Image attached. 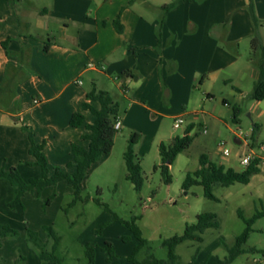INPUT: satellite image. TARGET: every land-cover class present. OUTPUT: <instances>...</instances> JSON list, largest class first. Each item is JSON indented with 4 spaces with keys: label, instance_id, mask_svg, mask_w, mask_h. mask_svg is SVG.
<instances>
[{
    "label": "crops",
    "instance_id": "crops-1",
    "mask_svg": "<svg viewBox=\"0 0 264 264\" xmlns=\"http://www.w3.org/2000/svg\"><path fill=\"white\" fill-rule=\"evenodd\" d=\"M38 1L18 9L15 0H0V167L15 166L21 174L29 172L28 166L37 168L22 128L28 125L44 144L49 166L54 161L74 171L72 144L88 146L82 136L94 121L83 103L99 106L87 99L93 86L110 92L120 112L122 99L130 101L124 118L119 114L120 128H133V115L142 108L151 111L152 104L162 102L165 87L173 94L180 81L186 88L192 79L201 88L223 81L232 97L224 96L223 103L233 107L251 96L259 78L251 58V0H179L167 13L163 6L174 0ZM253 3L264 41V0ZM35 30L50 40L35 39ZM7 39L9 53L3 45ZM203 93L215 96L211 89ZM252 100L251 109L262 117L264 99ZM77 111L84 114V122L72 126ZM179 115L189 117L186 129L192 126L193 131L197 112L171 117ZM259 126L257 140L264 128ZM242 137L234 135V141L249 148ZM221 159L230 166L229 157Z\"/></svg>",
    "mask_w": 264,
    "mask_h": 264
},
{
    "label": "rangeland",
    "instance_id": "rangeland-1",
    "mask_svg": "<svg viewBox=\"0 0 264 264\" xmlns=\"http://www.w3.org/2000/svg\"><path fill=\"white\" fill-rule=\"evenodd\" d=\"M15 2L19 9L39 4L40 1ZM39 34L41 32L35 30L33 37L45 42L50 40L47 35ZM177 85L179 88L173 94L169 87H165L162 102L152 104L151 111L146 112L142 108L133 115L132 123L136 127L125 125L118 130L112 152L93 163L80 185V198L73 205V188L67 180H62L45 187L40 195L27 192L22 203L11 206L15 197L14 187L8 179L0 177V222L17 231L16 235L0 237V264H58L41 257V251L51 253L54 244L45 226H52L61 237L55 254L63 259V264H134L147 258L167 259L168 247L163 241L174 235H182L186 227L195 223L198 214L203 212L216 213L220 226L206 229L202 234L203 241L186 240L180 243L176 247L178 263L225 264L230 248L246 227L239 210L247 218L264 210V160L260 172L254 174L250 182L215 185L214 193L218 199L207 197L201 184L184 187L183 183L187 174L199 167L202 154H207L213 162H224L220 155V141H226L231 150L228 155L229 167H241L238 152L243 155L251 150L234 141L235 132L242 129L243 134L248 133L249 136L255 123L264 125V115L257 118L259 111L251 109L254 102L250 96L239 105L240 120L234 121L233 107L225 105L222 100L224 96L232 99L229 94L231 88L229 85L225 87L223 81L205 85V89L214 92L212 98L203 93L205 89L201 88L199 80H189L187 88L183 81ZM191 92L193 99L189 100ZM122 102L120 113L124 118L130 101L122 99ZM190 110H195L198 115L195 128L191 131L193 141L170 165L172 182L167 184L161 169L155 168L162 161L160 139L169 142L175 136L183 135L189 117H185V122L175 128V119L171 114ZM131 132L142 135L135 146L144 177L141 190L135 189L134 184L126 178L124 153ZM263 143L264 128L253 150L264 155L261 148ZM56 167L73 172V168L60 166L53 161L50 174L54 173ZM26 169L29 172L24 171V176L38 178L42 174L39 166H28ZM135 218L142 236L147 239V244L137 251L135 249L140 240L125 223ZM252 228L243 245L245 251L230 264H264V214L256 219ZM29 229L36 234L40 245L29 239ZM109 244L114 257L108 250ZM89 249L92 250L93 262L90 261Z\"/></svg>",
    "mask_w": 264,
    "mask_h": 264
},
{
    "label": "trees",
    "instance_id": "trees-1",
    "mask_svg": "<svg viewBox=\"0 0 264 264\" xmlns=\"http://www.w3.org/2000/svg\"><path fill=\"white\" fill-rule=\"evenodd\" d=\"M179 0H174L163 6L165 13L174 8ZM249 11L252 17V21L255 26V31L251 39V58L256 60V65L259 70V78L254 84L251 97L256 100L264 99V41L261 33L262 22L258 18L255 10L253 0L249 3ZM13 21V20H10ZM118 29L122 30V25L119 20L116 21ZM10 39L3 41L4 47L8 49V42ZM227 46L228 43H225ZM160 46V45H159ZM259 55V57H258ZM258 57V58H257ZM256 58V59H255ZM87 99L98 102L99 106L94 105L89 101H85L83 106L85 109L90 110L94 115V121L87 124L88 133L83 134L82 138L87 139L89 144L87 147L73 143L72 144V156L74 164V171L69 173L61 167H56L54 173L50 174V166L48 158L44 152V144L38 143L35 139V134L32 128L28 125H23L22 128L28 132L30 139L29 152L35 157L34 163L40 166L42 174L38 178L25 179L19 169L15 166L0 167V177L6 178L10 181L14 187L15 197L11 206L22 203V199L27 192H35L40 195L41 191L51 185H56L62 180H67L74 191V199L72 205L80 198L81 183L86 178L93 163L98 161L105 154L112 152L115 144V136L118 132V128L115 124L120 120V103L116 101L113 96L107 90L98 89L93 86L87 93ZM241 111L239 105H233V120H238V114ZM84 114L80 111L73 113L70 119L72 126H79L84 122ZM192 126L186 129L183 135L175 136L171 141H162L159 145L162 161L155 168H160L164 181L169 184L172 182V175L170 173V165L174 162L177 155L189 148L192 144L193 137L191 135ZM260 126L255 123L251 133V141L254 146L257 141ZM142 135L140 132H131L127 149L124 153V158L127 165L126 178L130 180L135 189L141 190L144 177L142 174V167L135 153V146L140 141ZM263 158L258 156L254 158L251 163L241 170H236L233 167H228L221 162H213L209 160L207 154L200 156V165L192 173H188L183 183L184 187H189L193 184H201L204 187L205 195L211 199H218L214 193L215 185L229 186L235 182L248 183L252 176L257 174L261 170ZM31 163V162H29ZM109 208L107 205L105 206ZM264 214L263 211H258L252 217L247 218L244 216L241 210L239 215L246 223L244 231L236 238L235 245L230 248L229 258L225 261V264H230L239 254L245 251L243 248L244 243L248 240L251 232L253 231L252 225L257 218ZM115 218H117L115 216ZM126 225L133 230L135 235L139 238L140 243L135 249L137 251L140 247L147 244V239L142 236V231L136 223V218L131 222L125 221ZM220 223L217 219V214L214 212H203L198 214L197 221L189 224L186 227L185 232L182 235H174L171 238L165 239L163 244L168 247L167 259H154L147 258L140 262H134V264H179L178 254L176 253V247L186 240L203 241L202 234L208 228H218ZM49 235L53 238V251L51 253L44 250L41 251V257L45 260H53L58 264H63V259L55 254V251L60 243L61 237L52 226H45ZM17 231L7 224L0 222V237H6L10 235H16ZM29 239L36 245H40L36 234L29 229ZM108 250L111 253V257H114L112 246L108 245ZM90 261L93 262L92 250L89 249Z\"/></svg>",
    "mask_w": 264,
    "mask_h": 264
},
{
    "label": "built area",
    "instance_id": "built-area-1",
    "mask_svg": "<svg viewBox=\"0 0 264 264\" xmlns=\"http://www.w3.org/2000/svg\"><path fill=\"white\" fill-rule=\"evenodd\" d=\"M35 101L38 102V99H36ZM184 122H185V116L184 115H179V116H177L175 118L174 127L175 128H178ZM115 127L118 128V129H120V127H121L120 120H118L116 122ZM204 131L206 132L207 129H204ZM235 135H237L239 137H240V135L243 136L242 137L243 138V141L247 144V146L251 150V152H249V153L247 152V153H245L243 155H240L239 163H240V165L243 168L247 167L251 163V161L254 158L258 157V156H261L262 158H264L262 154H260L259 152L253 150L254 146L251 145V138H250V136H248V133L243 134L242 129H239L238 131L235 132ZM219 148H220V151H221V155L223 157H226L227 158L228 155L231 152L230 148L227 146V142L226 141H220L219 142ZM261 148L264 149V143L261 144Z\"/></svg>",
    "mask_w": 264,
    "mask_h": 264
}]
</instances>
